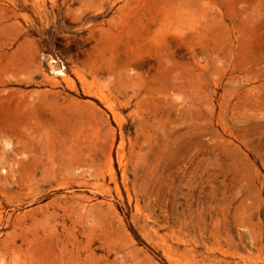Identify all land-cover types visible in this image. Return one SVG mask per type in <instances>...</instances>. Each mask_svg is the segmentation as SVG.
<instances>
[{
	"label": "rangeland",
	"instance_id": "obj_1",
	"mask_svg": "<svg viewBox=\"0 0 264 264\" xmlns=\"http://www.w3.org/2000/svg\"><path fill=\"white\" fill-rule=\"evenodd\" d=\"M70 252L264 264V0H0V264Z\"/></svg>",
	"mask_w": 264,
	"mask_h": 264
},
{
	"label": "bare ground",
	"instance_id": "obj_2",
	"mask_svg": "<svg viewBox=\"0 0 264 264\" xmlns=\"http://www.w3.org/2000/svg\"><path fill=\"white\" fill-rule=\"evenodd\" d=\"M50 63H53V60H51V62ZM57 71V74L60 72V71H62V69H57L56 70ZM63 72V71H62ZM63 76V79H62V81L64 82V83H68V78H65V75H62ZM72 151V150H71ZM71 153V152H70ZM76 159V158H75ZM75 159H74V161L71 163V164H69L68 166H67V170L69 171V173H68V175H66V176H74L76 173H75V170L76 169H78L79 170V162L78 161H75ZM71 160V159H70ZM69 160V161H70ZM64 163V162H63ZM67 163V162H66ZM61 166V165H60ZM59 166V167H60ZM56 168V167H55ZM65 168V166L63 167V169ZM57 169V168H56ZM56 169H54V170H56ZM59 169H61V167L59 168ZM109 169V168H108ZM110 170V169H109ZM67 171V172H68ZM55 172V171H54ZM61 173V172H60ZM62 174V173H61ZM51 238H50V242L52 243L54 240H57V239H55V238H53L52 236H50ZM51 245V244H50ZM71 245H74L73 243H72V241H71ZM65 251H67V247L65 246V245H62V249L60 250V254H63ZM76 254H74L73 252H70V255H71V257H68L67 258V264H74V263H77V261H78V256H77V252H75ZM34 263H36V264H40V262H38V260H37V262L35 261Z\"/></svg>",
	"mask_w": 264,
	"mask_h": 264
},
{
	"label": "built area",
	"instance_id": "obj_3",
	"mask_svg": "<svg viewBox=\"0 0 264 264\" xmlns=\"http://www.w3.org/2000/svg\"><path fill=\"white\" fill-rule=\"evenodd\" d=\"M59 61V59H57ZM52 64H56V60L53 59V63Z\"/></svg>",
	"mask_w": 264,
	"mask_h": 264
}]
</instances>
